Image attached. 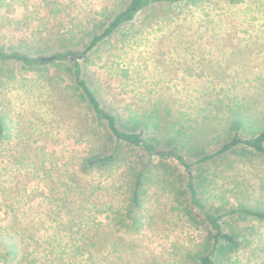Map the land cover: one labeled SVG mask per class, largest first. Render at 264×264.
Here are the masks:
<instances>
[{
  "label": "rangeland",
  "instance_id": "rangeland-1",
  "mask_svg": "<svg viewBox=\"0 0 264 264\" xmlns=\"http://www.w3.org/2000/svg\"><path fill=\"white\" fill-rule=\"evenodd\" d=\"M130 1L0 0V52L47 61L0 60V119L10 130L0 134V264H201L213 248L210 227L184 212L185 179L172 189L171 171L110 139L73 63L56 59L68 51L123 129L178 147L208 209L264 213V156L240 146L199 163L236 133L264 132V0L154 5L83 57ZM115 147L114 162L86 164ZM144 166L136 213L131 184ZM223 224L239 247L221 242L217 264H264V219L235 213Z\"/></svg>",
  "mask_w": 264,
  "mask_h": 264
},
{
  "label": "trees",
  "instance_id": "trees-1",
  "mask_svg": "<svg viewBox=\"0 0 264 264\" xmlns=\"http://www.w3.org/2000/svg\"><path fill=\"white\" fill-rule=\"evenodd\" d=\"M184 1L186 0H131L129 5L112 19V21L107 25V27L101 34L93 36L82 56L84 57L86 53L97 47L100 42L112 36V34L115 33L122 25L132 22L141 11L158 4H177ZM230 1L231 3L239 4L245 0ZM56 57V59H64L73 63L75 68V81L77 83V86L81 89L83 99L88 103L96 118L99 121L104 122L106 131L108 134H110V139L114 140L115 143H124L126 145L142 149L149 157V164H151L155 160L156 168L163 169L164 171H168L169 173L171 171L170 175H173V177L176 179L175 183L177 184L173 185L172 182L169 183V187H171L172 189L175 190V188L178 187L180 183H183L182 180L185 179V192L188 196V204L190 208L184 212L196 225H208L211 230V236L214 239L212 250L208 254L198 256V261L201 264H217L214 259V255L221 242L227 243L232 250L239 247V242L237 241L235 236L224 231L223 218L235 213H242L244 215H250L253 217L264 219V213L251 209H242L240 211L231 210L230 212L219 214L218 212H213L212 210L208 209L200 198L198 190L200 183L197 182V177L192 174V165L186 160V157L181 153L178 147L173 146L172 148H166V146H159V144L154 142V140L146 138L144 136V131L137 132V126L133 128L123 129L119 124L118 118L115 115L107 112L103 108L96 94L90 89L87 82L82 78V70L78 62V60L80 59L79 55L75 54L72 51H68L63 54H58ZM0 60H16L30 66L40 65L47 62L42 58H31L18 52H0ZM236 131H238V128L236 129ZM3 133L5 135V138L10 136V130L4 124L3 120L0 119V134ZM240 146L250 148L258 154L264 156V132H261L257 136L250 139H244L236 133V135L232 137V140L224 144L220 150L212 155L205 156L204 158L200 159L199 163L214 159L215 157L232 151ZM112 149L113 150H111L110 152H108L109 150H104V154H99L100 156L98 157L100 158L98 159L95 158L93 160V158H87L86 164L88 166L95 167L107 165L111 162H114L118 157V149L116 147ZM106 152H108L109 154H107ZM181 167L186 171L185 174L180 172ZM139 169L140 170L136 171L133 183L131 184L132 201L130 203V208L136 213L140 212L143 209V186L145 184V180L147 179L146 171L150 170H148V166H144L143 168ZM174 174L179 175L174 176ZM182 189L183 186L181 190ZM115 216L117 217V220L120 224L125 223L124 214L115 213Z\"/></svg>",
  "mask_w": 264,
  "mask_h": 264
},
{
  "label": "water",
  "instance_id": "water-1",
  "mask_svg": "<svg viewBox=\"0 0 264 264\" xmlns=\"http://www.w3.org/2000/svg\"><path fill=\"white\" fill-rule=\"evenodd\" d=\"M50 60V59H49Z\"/></svg>",
  "mask_w": 264,
  "mask_h": 264
}]
</instances>
